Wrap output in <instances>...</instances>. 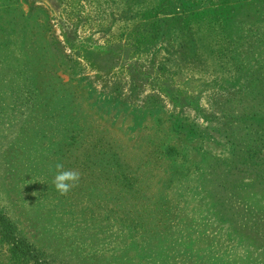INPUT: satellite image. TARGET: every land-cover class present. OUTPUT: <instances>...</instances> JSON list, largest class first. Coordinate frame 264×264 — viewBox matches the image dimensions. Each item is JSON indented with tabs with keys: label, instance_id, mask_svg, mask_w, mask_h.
<instances>
[{
	"label": "rangeland",
	"instance_id": "1",
	"mask_svg": "<svg viewBox=\"0 0 264 264\" xmlns=\"http://www.w3.org/2000/svg\"><path fill=\"white\" fill-rule=\"evenodd\" d=\"M0 217L48 264H264V0H0Z\"/></svg>",
	"mask_w": 264,
	"mask_h": 264
},
{
	"label": "trees",
	"instance_id": "2",
	"mask_svg": "<svg viewBox=\"0 0 264 264\" xmlns=\"http://www.w3.org/2000/svg\"><path fill=\"white\" fill-rule=\"evenodd\" d=\"M0 236L2 240L11 244L15 255L23 256L33 261L34 264H48L43 254L30 244L21 235L17 234L16 227L0 217Z\"/></svg>",
	"mask_w": 264,
	"mask_h": 264
},
{
	"label": "clouds",
	"instance_id": "3",
	"mask_svg": "<svg viewBox=\"0 0 264 264\" xmlns=\"http://www.w3.org/2000/svg\"><path fill=\"white\" fill-rule=\"evenodd\" d=\"M56 174L53 178V185L60 195H67L73 188L77 187L81 174L77 170L65 169L62 162L55 165Z\"/></svg>",
	"mask_w": 264,
	"mask_h": 264
}]
</instances>
